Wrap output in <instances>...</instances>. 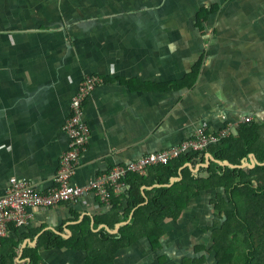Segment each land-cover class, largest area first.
Masks as SVG:
<instances>
[{
  "label": "crops",
  "instance_id": "obj_1",
  "mask_svg": "<svg viewBox=\"0 0 264 264\" xmlns=\"http://www.w3.org/2000/svg\"><path fill=\"white\" fill-rule=\"evenodd\" d=\"M88 76L102 82L84 104L90 139L73 163V185L198 128L236 134L251 118L262 143L264 0H0V196L12 177L41 192L56 185L71 101ZM248 162L258 163L253 153L241 165ZM154 168L141 176L143 191L159 186L151 185ZM124 183L118 209L94 194L31 209L30 223L17 227L25 238L16 264L32 255L38 264H212L211 192L191 199L177 220L166 218L153 241L138 235L117 248L101 239V230L116 236L132 220L134 211L123 219ZM48 232L65 244L39 246Z\"/></svg>",
  "mask_w": 264,
  "mask_h": 264
},
{
  "label": "trees",
  "instance_id": "obj_2",
  "mask_svg": "<svg viewBox=\"0 0 264 264\" xmlns=\"http://www.w3.org/2000/svg\"><path fill=\"white\" fill-rule=\"evenodd\" d=\"M259 126L252 121L240 124L236 134L231 132L206 149L215 160L234 166L241 165L243 160L248 161L249 154L253 153L258 165L247 168V172L216 162H210L196 172L187 167L179 171L186 163L193 166L203 164V151L187 153L165 166L155 167V179L151 185L159 186L151 190H142L147 183L145 177L135 174L126 177L130 189L125 196L127 214L123 219L134 211L132 220L121 227L118 235L111 236L101 230L99 237L114 239L117 248L129 244L138 235L148 236L153 241L166 218L177 220L191 199L211 192L213 221L209 229V251L214 254V264H264V142L257 143L262 133ZM179 173L180 180L165 186ZM118 201L115 197L112 199L113 208L117 206L118 209ZM11 230L14 236L0 240V264H16L19 247L25 238L17 227L12 226ZM64 244L63 238L51 232L39 239V246L47 248ZM30 257V264H38L35 256Z\"/></svg>",
  "mask_w": 264,
  "mask_h": 264
},
{
  "label": "built area",
  "instance_id": "obj_3",
  "mask_svg": "<svg viewBox=\"0 0 264 264\" xmlns=\"http://www.w3.org/2000/svg\"><path fill=\"white\" fill-rule=\"evenodd\" d=\"M101 82V79L94 76L84 78L72 98L71 114L64 126L69 137V149L61 157L56 185L41 192L29 180L10 178L5 193L0 196V240L8 236L12 226L24 227L29 224L32 218L31 209H50L77 201L89 194H94L103 203L111 205L112 199L121 193L125 186L124 179L129 175L145 176L151 167L165 166L187 153L206 151L209 146L217 144L230 134L228 126L214 133L198 128L189 139L178 145L147 154L123 165H115L86 186L73 185V163L90 139V129L84 120V104ZM249 121L251 118L243 119L245 123Z\"/></svg>",
  "mask_w": 264,
  "mask_h": 264
},
{
  "label": "water",
  "instance_id": "obj_4",
  "mask_svg": "<svg viewBox=\"0 0 264 264\" xmlns=\"http://www.w3.org/2000/svg\"><path fill=\"white\" fill-rule=\"evenodd\" d=\"M206 157H207V159H205V163H203V164H198V165H195V166H193V165H191V164H189V163H186V164H184V165L179 169V171H180L181 169L187 167V168L190 169L192 172H196V171H198L199 167H207L211 161H214V162L219 163V164H221V165H228V166H230V167H239V168H243V166H244V167H254L255 165H258V163H255V162H254V163H253V162H248V163H244V165L234 166V165H230V164L227 163V162L217 161V160L213 159L209 154L206 155ZM262 164H264V163H262ZM178 179H180V177H178V178H173V179L171 180V183L174 182V181H176V180H178Z\"/></svg>",
  "mask_w": 264,
  "mask_h": 264
},
{
  "label": "rangeland",
  "instance_id": "obj_5",
  "mask_svg": "<svg viewBox=\"0 0 264 264\" xmlns=\"http://www.w3.org/2000/svg\"><path fill=\"white\" fill-rule=\"evenodd\" d=\"M242 169H244V168H242ZM244 171L247 172V169H244Z\"/></svg>",
  "mask_w": 264,
  "mask_h": 264
},
{
  "label": "flooded vegetation",
  "instance_id": "obj_6",
  "mask_svg": "<svg viewBox=\"0 0 264 264\" xmlns=\"http://www.w3.org/2000/svg\"><path fill=\"white\" fill-rule=\"evenodd\" d=\"M212 264H214V261L212 262Z\"/></svg>",
  "mask_w": 264,
  "mask_h": 264
}]
</instances>
